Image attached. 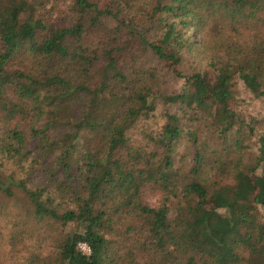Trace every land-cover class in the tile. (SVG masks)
I'll return each instance as SVG.
<instances>
[{"label": "trees", "instance_id": "16d2710c", "mask_svg": "<svg viewBox=\"0 0 264 264\" xmlns=\"http://www.w3.org/2000/svg\"><path fill=\"white\" fill-rule=\"evenodd\" d=\"M111 1L114 12L95 0H0V115L29 117L31 164L45 174L15 184L37 220L75 225L52 264H125L137 254L152 264H264V228L240 204L246 192L264 207V133L246 152L259 121L229 105L236 79L264 96V0ZM129 38L181 87L163 93L137 57L119 64ZM183 50L204 68L182 74ZM17 57L21 66L8 69ZM153 94L165 110L147 151L128 130L155 109ZM10 136L17 145L5 149L19 154L22 132ZM144 186L159 194L155 207L140 202Z\"/></svg>", "mask_w": 264, "mask_h": 264}, {"label": "rangeland", "instance_id": "374dc122", "mask_svg": "<svg viewBox=\"0 0 264 264\" xmlns=\"http://www.w3.org/2000/svg\"><path fill=\"white\" fill-rule=\"evenodd\" d=\"M99 2L100 7H108L113 12L116 11L117 6L111 0H95ZM150 1V0H148ZM148 4H150L148 2ZM62 8V7H61ZM61 14V13H60ZM59 15L52 13V18L57 19ZM63 24L64 21H60ZM144 33L149 38H154V33L148 22H145ZM189 35L192 40L198 39L195 30H191ZM120 44L121 41H118ZM125 47V48H124ZM122 48L119 55V64L122 62H130V58L137 57L138 62L145 65V67H153L155 74L156 85L158 83L159 89L163 93H168L171 90H177L183 83V78H178L172 74L164 71L158 63L156 57L152 52L138 39H130ZM193 51L183 50L181 52L182 60L180 70L182 74H186L192 69H203L204 60H202ZM21 57H17L13 62L7 66L8 69H18L21 66ZM139 65V64H137ZM158 70V75H157ZM233 95L229 101L230 107L239 114L245 121L252 122L253 119L258 120L253 134L248 135L244 144L247 146L246 152L255 154L257 147V138L264 133V96L254 97L241 83L240 80L234 81ZM157 87V86H156ZM8 97H14L10 90H7ZM155 94L151 97L155 109L148 113L146 117H140L136 123L128 130V135L134 138L138 146H143L146 150H152V145H146V138L149 135H156L157 130L163 122L162 113L165 110L156 97ZM0 115V186L7 188L4 191L0 188V264H44L55 262V245L62 235L69 230H72L75 225L68 223L62 225L59 221L54 220H37L32 214V207L28 202L26 194L15 184L16 181L22 180L27 187L43 181L45 176L43 170H38L35 164H31L32 157L35 156L34 141L30 138L28 133V126L30 124L29 117L12 118L5 120ZM262 120V121H261ZM21 131L23 141L22 149L19 154L14 151L6 150L10 145L16 146L13 138H10L12 131ZM80 142L81 137H78ZM33 141V142H32ZM190 154V153H189ZM19 156H22L21 158ZM47 183V181H46ZM247 191V190H246ZM159 194L144 186L140 192L139 200L149 206L155 207L157 205ZM250 195L245 192V198L241 203H245L247 211L254 215L255 219L264 228V207L254 206L250 203ZM221 211V210H219ZM229 215V214H228ZM126 218L125 220H127ZM122 230L125 228L121 227ZM129 234H133L130 230ZM106 237L110 238L109 235ZM117 235L111 236L113 241L118 240ZM77 247L83 252H88L87 249ZM137 254L133 260L130 258L124 261L125 264H152L146 258H140Z\"/></svg>", "mask_w": 264, "mask_h": 264}, {"label": "built area", "instance_id": "2783aa9c", "mask_svg": "<svg viewBox=\"0 0 264 264\" xmlns=\"http://www.w3.org/2000/svg\"><path fill=\"white\" fill-rule=\"evenodd\" d=\"M78 246L82 249H87L86 245L85 244H82V243H79ZM88 250V249H87Z\"/></svg>", "mask_w": 264, "mask_h": 264}]
</instances>
